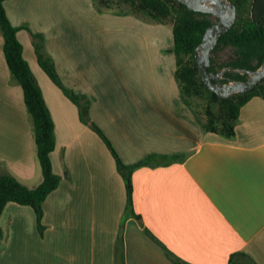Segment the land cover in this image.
Masks as SVG:
<instances>
[{
	"label": "crops",
	"instance_id": "1",
	"mask_svg": "<svg viewBox=\"0 0 264 264\" xmlns=\"http://www.w3.org/2000/svg\"><path fill=\"white\" fill-rule=\"evenodd\" d=\"M5 7L15 26L45 35L63 82L90 98L93 121L125 164L153 153L188 157L135 170L127 210L109 148L41 68L30 32L21 30L56 124L52 159L63 180L44 203L42 232L33 208L7 206L0 264H120L122 238L126 264H176L164 245L192 264H229L237 252L264 264L263 97L243 107L235 139L207 133L181 96L173 25L99 13L93 0H7ZM4 47L0 30V166L37 188L44 175L32 117Z\"/></svg>",
	"mask_w": 264,
	"mask_h": 264
},
{
	"label": "trees",
	"instance_id": "2",
	"mask_svg": "<svg viewBox=\"0 0 264 264\" xmlns=\"http://www.w3.org/2000/svg\"><path fill=\"white\" fill-rule=\"evenodd\" d=\"M6 1L0 0V30L5 39V57L13 78L23 89L25 103L32 117L44 180L37 188H30L0 166V247L6 238L2 217L7 206L17 204L33 208L42 232L44 203L52 193L59 190L63 180V176L54 171L52 159L57 148L56 124L37 76L24 56V45L19 39V33L23 29L30 32L41 68L78 107L80 120L92 128L109 148L126 184L127 210L133 209L135 170L142 167L171 165L183 162L188 157V154L153 153L136 164H125L111 140L93 121L90 114V98L77 93L63 82L52 56L46 49L45 35L33 32L27 24L15 26L7 13ZM231 1L238 6V19L233 28L220 39L212 54L210 66L212 72H220L227 67L235 69L225 73L224 83L247 81L249 76L238 70L254 71L264 64V0ZM94 4L102 13L108 11L118 15H134L149 22L172 24L175 40L172 51L177 58L176 80L184 103L195 114L205 132L230 140L237 137V127L243 107L254 97L264 98V79L253 90L235 93L225 99H221L216 92L206 87L199 74L195 51L202 43L207 29L219 21L217 16L193 11L178 0H94ZM223 52L228 55L221 59L220 55ZM66 175H69L68 171ZM136 217L142 221L141 216L136 215ZM147 231L154 236L149 229ZM164 247L176 264H192L165 245ZM250 260L247 253L237 252L231 256L229 264H256ZM119 261L120 264H126L123 238L119 247Z\"/></svg>",
	"mask_w": 264,
	"mask_h": 264
},
{
	"label": "water",
	"instance_id": "3",
	"mask_svg": "<svg viewBox=\"0 0 264 264\" xmlns=\"http://www.w3.org/2000/svg\"><path fill=\"white\" fill-rule=\"evenodd\" d=\"M186 4L191 10L201 13L213 14L219 21L212 24L206 31L202 43L195 51L199 74L206 87L218 94L221 99L230 97L235 93H246L264 79V64L258 70H238L249 76L247 81H232L224 83L225 73L234 68L227 67L220 72H212V54L222 36L227 34L238 19V6L231 0H178Z\"/></svg>",
	"mask_w": 264,
	"mask_h": 264
},
{
	"label": "rangeland",
	"instance_id": "4",
	"mask_svg": "<svg viewBox=\"0 0 264 264\" xmlns=\"http://www.w3.org/2000/svg\"><path fill=\"white\" fill-rule=\"evenodd\" d=\"M93 2H94V0H93ZM94 6H95V4H94ZM95 8H96V6H95ZM96 10L98 11V9L96 8ZM119 10V9H118ZM99 13H102V12H100V11H98ZM104 14L105 13H111V14H116V13H114V12H108V11H106V12H103ZM118 15V14H117ZM119 16H123V15H119ZM172 25V24H171ZM227 55H228V53H226V52H223V53H221V55H220V58L221 59H224V58H226L227 57Z\"/></svg>",
	"mask_w": 264,
	"mask_h": 264
}]
</instances>
